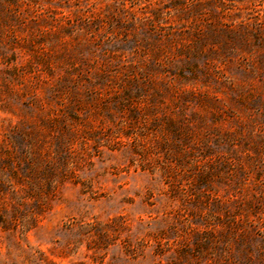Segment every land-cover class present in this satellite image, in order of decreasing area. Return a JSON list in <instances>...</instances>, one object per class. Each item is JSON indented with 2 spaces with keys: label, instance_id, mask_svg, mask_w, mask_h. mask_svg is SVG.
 <instances>
[{
  "label": "rangeland",
  "instance_id": "rangeland-1",
  "mask_svg": "<svg viewBox=\"0 0 264 264\" xmlns=\"http://www.w3.org/2000/svg\"><path fill=\"white\" fill-rule=\"evenodd\" d=\"M0 264H264V0H0Z\"/></svg>",
  "mask_w": 264,
  "mask_h": 264
}]
</instances>
